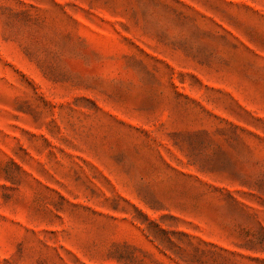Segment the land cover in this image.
<instances>
[{
	"label": "rangeland",
	"instance_id": "obj_1",
	"mask_svg": "<svg viewBox=\"0 0 264 264\" xmlns=\"http://www.w3.org/2000/svg\"><path fill=\"white\" fill-rule=\"evenodd\" d=\"M0 264H264V0H0Z\"/></svg>",
	"mask_w": 264,
	"mask_h": 264
}]
</instances>
